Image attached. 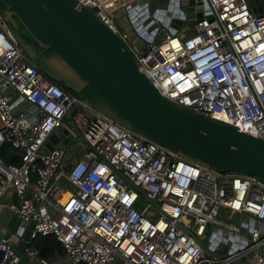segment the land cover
Instances as JSON below:
<instances>
[{
    "label": "built area",
    "instance_id": "obj_1",
    "mask_svg": "<svg viewBox=\"0 0 264 264\" xmlns=\"http://www.w3.org/2000/svg\"><path fill=\"white\" fill-rule=\"evenodd\" d=\"M77 1L118 33L161 97L264 140V13L247 0H194L201 17L189 33L181 31L187 25L164 30L143 49L112 21L137 0ZM56 130L70 142L80 134L70 164V142L42 151ZM3 143L18 163L0 158V201L15 198L3 206L33 224L25 264H264L262 181L166 149L62 90L21 50L0 12ZM36 235L53 236L62 253L41 257L30 245ZM18 260L0 239V264Z\"/></svg>",
    "mask_w": 264,
    "mask_h": 264
},
{
    "label": "water",
    "instance_id": "obj_2",
    "mask_svg": "<svg viewBox=\"0 0 264 264\" xmlns=\"http://www.w3.org/2000/svg\"><path fill=\"white\" fill-rule=\"evenodd\" d=\"M247 3L264 13V0ZM0 5L6 22L25 33L22 37L29 43L17 35L21 50L51 81L61 83L102 115L147 140L217 172L254 175L264 183V140L161 97L138 71L118 33L91 9L77 0H0ZM200 17L194 0H137L113 13L127 39L141 49L164 30L173 33ZM30 44L36 49L29 50ZM70 140L64 130H56L42 151ZM223 212L220 208L219 215ZM32 225V221H19L12 214L5 216L0 201V239L15 250L19 257L16 264L26 262L21 253L30 241ZM11 228L16 234H10ZM198 244L210 254L202 242Z\"/></svg>",
    "mask_w": 264,
    "mask_h": 264
},
{
    "label": "trees",
    "instance_id": "obj_3",
    "mask_svg": "<svg viewBox=\"0 0 264 264\" xmlns=\"http://www.w3.org/2000/svg\"><path fill=\"white\" fill-rule=\"evenodd\" d=\"M2 9L3 6L0 5V10ZM250 9H253V6H250ZM54 83L59 86L62 90L74 94L73 91L64 87L61 83L56 81H54ZM0 158L4 162L18 163V157L16 152L13 151L11 147L6 143L0 145ZM30 245L43 258H48L53 255L62 253L60 244L51 235H36L33 239H31Z\"/></svg>",
    "mask_w": 264,
    "mask_h": 264
},
{
    "label": "rangeland",
    "instance_id": "obj_4",
    "mask_svg": "<svg viewBox=\"0 0 264 264\" xmlns=\"http://www.w3.org/2000/svg\"><path fill=\"white\" fill-rule=\"evenodd\" d=\"M255 6V5H254ZM113 24L115 25V27H116V29L118 30V31H122V29H121V27L117 24V22H116V20L113 18ZM190 28H191V25H187L186 27H185V29L187 30V31H189L190 30ZM9 29H10V31L12 32V34L14 33H17V35H19V36H25V33L23 32V30L19 27L18 29H17V31H16V29H14V28H12L11 26H9ZM30 40V39H29ZM28 40V41H29ZM31 41V40H30ZM33 46V45H32ZM34 47V46H33ZM35 49H36V45H35V47H34ZM68 123H69V120L68 119H65ZM77 143H81V140L78 138V140H72L71 142H70V144H68L69 146H68V153H69V156H70V159L68 160V163L70 164V163H72V161H74L75 159H77L79 156H80V152H81V150H82V147L80 146V145H77ZM58 184L59 185H61V186H67V183L63 180V179H61V180H59L58 181ZM146 204V201L144 200V198H139V200H138V204H137V207L138 208H142L144 205ZM8 211V210H7ZM238 217L240 218V216L238 215ZM232 221L236 224L237 222H236V220H235V218H233L232 219ZM240 233L241 234H244L245 233V229L244 228H241L240 229ZM205 241H206V238L204 239ZM229 243H230V241L229 240H226L225 241V243H224V249H223V253H225L226 252V250H227V248L229 247Z\"/></svg>",
    "mask_w": 264,
    "mask_h": 264
},
{
    "label": "crops",
    "instance_id": "obj_5",
    "mask_svg": "<svg viewBox=\"0 0 264 264\" xmlns=\"http://www.w3.org/2000/svg\"><path fill=\"white\" fill-rule=\"evenodd\" d=\"M0 12H1V10H0ZM7 24H8V27L10 26L9 25V23L7 22ZM191 30V29H190ZM189 30V31H190ZM182 32H184V33H189V31H187L186 29H184V30H181ZM12 33V32H11ZM1 201L3 202V203H5L6 204V202H14V201H16V199L15 198H13L12 196L11 197H9V196H4V197H2L1 198ZM8 216L9 215V212L7 211V209L5 208V216ZM13 230L14 229H9V231H10V234H16V231L15 232H13Z\"/></svg>",
    "mask_w": 264,
    "mask_h": 264
},
{
    "label": "flooded vegetation",
    "instance_id": "obj_6",
    "mask_svg": "<svg viewBox=\"0 0 264 264\" xmlns=\"http://www.w3.org/2000/svg\"><path fill=\"white\" fill-rule=\"evenodd\" d=\"M13 36L16 38L17 43H18V45H19V42H18V36H19V35L17 36L16 33H15V34L13 33ZM21 39H22L25 43H29V42H27L26 39L23 38L22 36H21ZM29 46H30V47H29V50L33 51V50L35 49L31 44H30Z\"/></svg>",
    "mask_w": 264,
    "mask_h": 264
}]
</instances>
